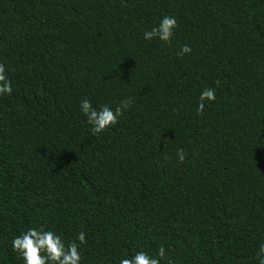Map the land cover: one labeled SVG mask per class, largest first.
Segmentation results:
<instances>
[{
  "label": "trees",
  "instance_id": "trees-1",
  "mask_svg": "<svg viewBox=\"0 0 264 264\" xmlns=\"http://www.w3.org/2000/svg\"><path fill=\"white\" fill-rule=\"evenodd\" d=\"M169 14L171 44L145 41ZM0 62L13 84L0 97V264H22L11 240L40 224L69 242L85 231L83 264L160 245L176 264H258L264 0H0ZM206 87L217 99L198 114ZM85 97L133 103L97 137Z\"/></svg>",
  "mask_w": 264,
  "mask_h": 264
},
{
  "label": "clouds",
  "instance_id": "clouds-1",
  "mask_svg": "<svg viewBox=\"0 0 264 264\" xmlns=\"http://www.w3.org/2000/svg\"><path fill=\"white\" fill-rule=\"evenodd\" d=\"M178 27V21L174 15H164L158 24L143 32V39L149 42L158 40L162 44H171ZM191 52V46L183 44L177 55L183 57L190 55ZM9 71H11L9 66L0 62V97L11 96L13 93V84L8 76ZM216 99L214 87L204 88L200 92L196 112L202 114L206 102L211 104ZM132 103V98L127 97L115 106L108 103L94 106L92 100L85 97L79 101V109L86 124L90 126L89 132L98 137L114 128ZM176 156L179 163L185 161L186 156L182 148L177 149ZM87 243L88 234L83 230L78 231L69 242L53 229L40 224L28 227L13 236L11 250L18 254L22 264H83L82 248ZM256 258L258 264H264V242L259 243ZM118 264H176V262L169 255L168 249L160 245L155 251L140 247L139 250L122 255Z\"/></svg>",
  "mask_w": 264,
  "mask_h": 264
}]
</instances>
